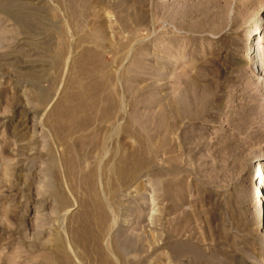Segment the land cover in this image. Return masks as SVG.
Instances as JSON below:
<instances>
[{"label":"rangeland","instance_id":"1","mask_svg":"<svg viewBox=\"0 0 264 264\" xmlns=\"http://www.w3.org/2000/svg\"><path fill=\"white\" fill-rule=\"evenodd\" d=\"M0 264H264V0H0Z\"/></svg>","mask_w":264,"mask_h":264},{"label":"bare ground","instance_id":"2","mask_svg":"<svg viewBox=\"0 0 264 264\" xmlns=\"http://www.w3.org/2000/svg\"><path fill=\"white\" fill-rule=\"evenodd\" d=\"M262 30H263V29H262ZM258 59H259V58H258ZM260 59H261V58H260ZM259 61H260V60H259ZM261 62H262V60H261ZM261 62H260V63H261ZM260 66H261V65H260ZM260 66H259V67H260ZM261 67H263V66H261ZM260 187H261V186H260Z\"/></svg>","mask_w":264,"mask_h":264}]
</instances>
